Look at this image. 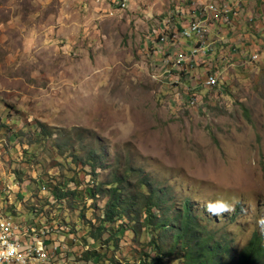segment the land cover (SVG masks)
<instances>
[{
    "label": "rangeland",
    "instance_id": "374dc122",
    "mask_svg": "<svg viewBox=\"0 0 264 264\" xmlns=\"http://www.w3.org/2000/svg\"><path fill=\"white\" fill-rule=\"evenodd\" d=\"M176 1L131 0L121 9L112 0H0V160L29 203H55L78 255L102 245L88 230L108 196L99 194L93 208L79 194L59 202L52 184L74 190V177L98 188L114 171L130 172L132 185L143 175L159 180L177 207L187 199L199 213L206 206L209 226L231 238L236 253L264 232V0H247L244 14L254 21L227 33L240 63L230 61L219 87L199 83L194 105L186 101L190 81L166 77L153 47L151 33ZM219 48L231 57L228 44ZM252 53L257 61L241 65ZM27 205L20 217H34ZM123 222L104 236L118 244L110 253L119 263L104 264H148L152 234L139 223L135 235ZM172 258L164 259L178 264Z\"/></svg>",
    "mask_w": 264,
    "mask_h": 264
},
{
    "label": "built area",
    "instance_id": "2783aa9c",
    "mask_svg": "<svg viewBox=\"0 0 264 264\" xmlns=\"http://www.w3.org/2000/svg\"><path fill=\"white\" fill-rule=\"evenodd\" d=\"M246 1L193 0L186 4L185 0H179L172 3L169 15L153 29V47L163 56L159 64L163 74L173 78L175 84L188 79L190 84L186 88L195 90L193 95L188 93L186 96L189 105L199 101L196 90L201 85L209 89L221 85L230 61L240 63L222 58L219 47L228 44L230 51L239 52L227 39V33L231 29L235 33ZM112 2L124 9L129 7L131 0ZM246 14V20L254 21L250 12ZM258 55L250 54L241 65L257 61ZM199 65H206L211 70L200 75L190 71ZM29 200L30 196H24L16 176L0 164V264H89L80 258L82 254L78 255L70 243L67 234L71 227L63 225L58 212L44 210L43 206L31 204ZM27 203L34 208V217L19 216L29 210Z\"/></svg>",
    "mask_w": 264,
    "mask_h": 264
},
{
    "label": "trees",
    "instance_id": "16d2710c",
    "mask_svg": "<svg viewBox=\"0 0 264 264\" xmlns=\"http://www.w3.org/2000/svg\"><path fill=\"white\" fill-rule=\"evenodd\" d=\"M93 154L89 156L88 164L93 167V172L97 173L96 169L100 167V163ZM75 156L76 160L81 158ZM139 171L142 172V169ZM93 177L96 184V174H93ZM130 178V172L120 175L114 171L113 179L100 182L98 188L86 187L74 177L71 178L77 184L74 190L64 191L65 181L59 185L52 184V190L56 192L59 202H73L79 194L92 200L91 208L93 204L97 206L95 200L99 194L108 196L105 207H97L102 210L101 216L98 217L99 224L93 223L88 230L89 236L102 240L103 243L98 248L84 251L81 259L89 264H104L106 260L119 263L117 253H110L111 247L115 246L113 249L116 251L118 244L114 243V237L104 239V236L109 227L116 230L114 223L125 218L129 222H123L122 227H128L135 235L137 233L139 236V223L141 229L145 228L146 233L149 230L152 234L150 245L156 256L152 261H147L148 264H168L165 257H173L172 260L178 264H264V232L256 231L242 250L236 253L232 239L209 226L207 221L214 219L206 206L199 213L194 209L195 204L187 199L182 201L181 207H177L175 196L167 192L166 186L159 180H150L143 175L140 182L132 185ZM82 185L83 187H80ZM47 205L49 210L55 208V203L49 199ZM236 214L237 211L234 216H237ZM66 224L70 225L68 222ZM115 238L119 239L118 236ZM143 254L142 250L141 255Z\"/></svg>",
    "mask_w": 264,
    "mask_h": 264
},
{
    "label": "crops",
    "instance_id": "0c3cea01",
    "mask_svg": "<svg viewBox=\"0 0 264 264\" xmlns=\"http://www.w3.org/2000/svg\"><path fill=\"white\" fill-rule=\"evenodd\" d=\"M246 15H247V14H243V17L241 18L242 22L245 20ZM241 20H239V22H240ZM242 25H243V24H241V26H242ZM220 50H221V49L219 48V52H220ZM229 51H230V50H229ZM222 52H223V50H221V53H222ZM230 53H232V54H230ZM230 53H229V52L227 53L228 55H229V54L231 55V57H229L230 59H234L235 56H239V58H241V53H239V54H237V55H236V53H234L233 51H230ZM220 56L223 58V57H224V54H221ZM0 164L4 166V164H2V161H1V160H0Z\"/></svg>",
    "mask_w": 264,
    "mask_h": 264
}]
</instances>
